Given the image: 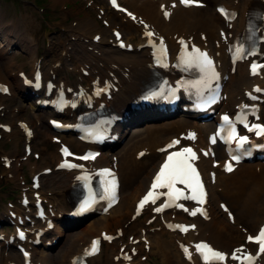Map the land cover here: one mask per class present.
<instances>
[{
    "label": "bare ground",
    "instance_id": "obj_1",
    "mask_svg": "<svg viewBox=\"0 0 264 264\" xmlns=\"http://www.w3.org/2000/svg\"><path fill=\"white\" fill-rule=\"evenodd\" d=\"M54 1L61 2L64 0ZM85 1L86 3H90V5L95 3L93 7L94 10L96 9L98 11V8H103L101 5L97 6L99 2H95L94 0ZM120 1L128 6L137 16H141V19L145 20L155 32L165 36L173 55L177 53L179 48L177 39L181 41L183 38L187 39L192 36L194 41L202 45L204 41L199 37V34L205 33L206 41L211 45L208 46L220 62L221 69L228 75V79L225 81L224 85L226 99L220 105L222 110L228 109L241 101L244 98V90L251 89L255 84L264 85V68L262 69V79L258 77H249L245 64L237 65L234 73H231L225 53L227 44L232 41L233 36L244 28L246 24L245 16L248 8L252 6L264 7L261 1L204 0V6L199 8L184 9L180 6L172 8L168 20L162 16L159 5L169 0ZM219 4H224L227 8L237 13L233 22H223L222 18L215 12L214 9ZM102 18L108 19L109 21L108 26L103 28L99 26V22L96 19L87 17L79 18V22H77V26L74 28V30L77 31L70 34L73 40L69 38L65 39L70 49L63 48L61 51H64L67 57L75 56L77 61H81V64L73 65L71 69L67 66V69L70 70L71 73H75L77 69L80 70V67H84L83 65L89 64L91 69L96 71V75L100 77H105L111 72L118 76L119 82L115 84L116 87L118 86V89L110 92L112 97L107 103L111 106V110L117 115L122 116L130 101H132L138 95V92H140L154 77L155 69L151 65L147 50L138 48L144 43V40L141 39V35L144 33L141 25L134 23L123 14L115 11L108 12L105 10ZM2 23L3 19H0V47L4 45L7 50L13 46H21L23 48L25 46V48L30 50L33 41L30 42L29 39H26V42H24L23 39L14 40L15 34L13 36L12 26H3ZM25 25L27 30L32 28L31 23H26ZM116 25H119L122 29L127 45L131 44V39L134 35H137L133 50H121L114 45L115 39L111 35V30ZM220 28L225 30V38L219 34ZM88 34L90 35V39L86 42V35ZM96 34H100L98 42H94L92 39ZM89 46H91V51L88 50ZM262 53L264 54V50H262ZM29 57L30 65H32L37 58L35 51L30 50ZM67 57H60L57 60L65 62L67 65ZM6 60L7 59L4 58V62H6ZM57 60L54 62H57ZM3 63L0 60V84L7 85L9 95L13 96L17 90L23 88L22 80L12 75L10 66H8L6 73V65L2 66ZM169 75L171 78L175 76L173 72H170ZM79 79H88V76L84 77L79 75ZM42 93L43 89L38 91V95L33 101L43 98L49 100L51 98L50 96L43 97ZM3 98L4 95H2L0 91V100ZM18 107L19 108L15 107L17 111L12 109L9 115L11 118V122L8 123L10 125L9 133L4 132L6 136L12 137L13 142H16V140L18 142V133L21 132L17 130L15 126V122L21 120V118H19L21 114V105ZM177 113L180 114L177 116ZM71 114L72 115H70L67 109L62 113L66 119L74 120L76 114ZM173 114H175L174 117L168 120H165L167 118L159 117L155 122H144L133 128H130V122L123 125V127L119 125L114 128L113 132L118 135V139L129 136L127 145L121 150L114 152L115 154L102 151L100 155L89 162V164L95 167L111 164L116 167L120 178V199L118 203L105 214H98L85 219L83 224L80 223L74 237H70L71 235L69 236L66 228L62 224V219H56L55 232H44L41 237L42 242L34 247L33 260L35 264H73L75 259L82 253L85 246L93 237L99 238L101 233L109 230L111 225H115V228L122 227L123 224H120V222L126 214L129 216L128 220H130L129 225H126V230H129V235H133V240L139 238L149 245L148 250H143L142 245L144 243L142 242L136 243L135 247L138 248L139 251H144L143 254L146 255V257L157 254L161 264H189L188 261L185 260L179 242L190 245L193 251V244L196 240L207 239L218 248L231 250L232 247L242 243L241 240L245 237V234L241 231L242 229L246 228L248 233L258 228L264 217V161L262 159H254L242 162L238 164L232 172L224 173L220 160L219 145H216V151L218 152L216 159L211 157H199V162L206 177L209 171L213 170L216 173L215 182H209V220L204 221L198 217L194 218L193 220L196 222L195 229L188 231L185 235H181L177 231L168 230L159 216H155L151 223L147 220H131L130 214L132 213L134 202L146 187L151 173L162 157V154L156 149L165 144L171 137H179L181 134H185L191 130L196 131V139L195 141L187 139L186 143H193L198 148L206 146L207 135L213 129L215 121H217V117H214L213 114L208 115L206 118H202L196 114L183 113L179 106L175 108ZM167 115L169 114L167 113ZM260 115L264 118V102L260 105ZM35 119L39 120L37 116ZM135 119L139 118L135 116L134 120ZM48 127L50 131L53 130L49 125ZM21 136L22 138L20 137V140L24 143L25 136L23 133H21ZM46 136L48 139L52 138L50 134ZM61 137V141H67L75 151L76 149L80 151L84 148L92 147L82 144L72 136L71 133L64 132ZM129 141H131V143H129ZM141 151L143 153L139 155ZM15 153L16 150L9 154L10 165L8 169L9 172L13 173V177H11L12 180L18 179L20 175V168L18 167L19 160L14 157ZM22 155H25L24 152ZM115 156L116 160H113ZM50 158L53 165H55L60 158L57 150L51 153ZM214 159L220 160V162L217 161L216 166L212 164ZM25 160L30 166L31 175L36 172L35 168L42 165V163L44 164L38 170L50 166L45 156L42 155L38 157L37 162L41 161L39 163L31 161L29 157ZM52 173L53 176H43L42 180L51 179L54 184V189L59 191L61 199L63 200L61 206L56 205L57 209L55 210V214H59L71 207L74 196L70 195V191L73 190L76 185L73 182V173L68 171H53ZM40 190L42 191V187ZM221 198L225 199L229 204V208L234 211L233 223L229 222L225 213L217 206L219 202L223 201ZM215 206H217V208H215ZM175 216L181 220L186 219V216L183 214L175 213ZM1 217L7 221L13 219L8 214L2 215ZM164 218L167 221L172 219L171 215H165ZM121 229L125 231V228ZM58 232H61L60 238L69 237L68 240H70L68 245L64 248L63 254L61 256H55L56 258L54 259L50 255L51 252L47 251L45 242L51 240L54 235L59 234ZM131 244L132 240L123 241L122 237H119L111 243H106L104 246L102 245L99 253L92 257H88L87 261L89 264H119L120 259L116 260V258H119L121 246ZM9 258L10 256L7 254L6 262ZM140 264H146V261H142ZM261 264H264V257L261 259Z\"/></svg>",
    "mask_w": 264,
    "mask_h": 264
},
{
    "label": "rangeland",
    "instance_id": "obj_2",
    "mask_svg": "<svg viewBox=\"0 0 264 264\" xmlns=\"http://www.w3.org/2000/svg\"><path fill=\"white\" fill-rule=\"evenodd\" d=\"M94 1L99 2L97 6L104 3L103 0ZM94 6L95 3L90 5L86 3L85 0H64L61 2H55L54 0H0V19H3V26H12L13 36L15 34L14 40L23 39V41L26 42V39H29L30 42L33 41V45L30 47V50L35 51L37 56H42L45 63L49 64L54 59L60 58L61 55L64 56V51H61L63 48L69 49L65 39L69 38L73 40V37H70V34L74 31H77L74 30V28L77 26L79 18L87 17L96 19L98 20L99 26L101 28L106 27L102 25L101 19L97 17L98 11L96 9L94 10ZM26 23L32 24V28H30V30L25 28ZM86 36V42H88L90 35L88 34ZM30 50L25 48V46L24 48L21 46H13L12 48H8L6 50L4 45H2V47H0V60L3 63L4 58L7 59L6 62L2 64V66L6 65V73L8 66H10V69L12 70V75L15 76H17V72L20 70L29 71ZM68 57L66 59L68 66H72L74 64L76 65L81 62L77 61L75 56ZM59 76L63 79L67 78L69 80H74V78H76V74L70 73V71L67 70L66 64L64 63L62 64L61 69H59ZM20 105L21 114L19 118L27 121L34 129L35 137L31 142L33 151L45 156L46 161L50 163V166H52L53 163L51 162L50 155L56 150V144L52 143L46 135L56 134L62 136V134L50 131L48 127V119L54 116L56 117V115H54L50 109L38 107L39 105L36 104L35 100L33 101V96L30 94V91L26 92L24 88H20L16 91L15 95H7L4 96L2 100H0V123H10L11 118L9 115L12 109L17 111V108H19L18 106ZM178 114L180 113H177L176 115L178 116ZM36 116L39 118V120L35 119ZM62 117V115L59 116V118ZM152 119H145L141 122H138L139 124L137 122L129 123V125L130 128H133L144 122H155L152 121ZM165 120H168V118ZM121 126L123 127V125ZM0 135V230L9 231L13 230V224L7 220H4L1 216L6 215L9 208L14 210L16 213L20 211L18 200L21 198L22 191L25 190V192H27L31 172L30 166L22 157L24 144L20 140V137L22 138L21 133H18V142L17 140L16 142H13L12 137L6 136L4 132L1 131V129ZM127 139H129V136L124 137L123 139L117 138L115 142L109 143L106 146V149L112 153L119 151L127 145ZM129 143H131V141H129ZM14 150H16L14 157L19 160L18 167L20 168V175L18 179L12 180L11 177H13V173L9 172V169L3 166L2 156L9 155L10 152H13ZM28 157L33 162H41H37L38 159H34L32 154H30ZM43 164L44 163H42V165ZM42 165L36 167L35 171H39L38 169ZM48 175L53 176V173ZM42 181V191L49 198V201H51L54 206H61L63 200L61 199L59 191L54 189L53 181L51 179H43ZM221 200L227 202L225 199L221 198ZM215 208H217V206H215ZM66 212L67 210L64 211V213ZM127 218L128 215H124L121 222L127 220ZM140 220L144 219L141 218ZM80 223L83 224L84 222L70 220H65L62 222L69 236L71 235L70 237H74ZM113 227L114 225H111L110 230H112ZM54 230L55 228L50 232L53 233ZM58 233L59 234L54 235L51 240L45 243L47 251L51 252L50 255L54 259L56 258L55 256H61L63 254L64 248L68 245L70 240H68L69 237L60 238L61 232ZM125 237L127 236H124V238ZM54 240L55 242H53ZM5 257L6 251L3 250V261H5ZM145 261L146 264H161L160 258L157 254L147 257Z\"/></svg>",
    "mask_w": 264,
    "mask_h": 264
},
{
    "label": "snow or ice",
    "instance_id": "obj_3",
    "mask_svg": "<svg viewBox=\"0 0 264 264\" xmlns=\"http://www.w3.org/2000/svg\"><path fill=\"white\" fill-rule=\"evenodd\" d=\"M112 3L114 6H116V0H112ZM181 4H184L185 6H203L199 3V0H180ZM175 7V5H173ZM123 11V9H121ZM222 14L226 13L223 9H220ZM165 17H168L170 15L169 12L165 11ZM131 15V13H129ZM135 18V17H133ZM146 35L151 38L153 33L148 32ZM119 37V34H117ZM161 43H163L161 41ZM183 43V41H181ZM124 46L123 44L121 45ZM243 48H237V54L243 53ZM183 61L185 64L192 66L196 65L201 69V71H211L213 76H215V72L213 69V62L208 57V54L206 52H201L199 49L193 48L192 53L186 54L185 57H183ZM257 65H252V72L253 74H257ZM6 91V89H0ZM257 91H260L257 89ZM223 120L225 123H229V117L224 116ZM245 127L248 128L249 131H255L257 136H264V126L260 125H253L249 127L247 124H245ZM189 138L195 139V134H189ZM229 139L238 140L239 146H243L244 144L248 143V137L238 135L235 128L233 127L231 129V132L229 133ZM216 142V138H212V143ZM179 144L178 140H174L171 144L168 145V148H172L175 145ZM161 151H166V149H161ZM208 153H205L207 155ZM64 155L68 156L70 153L67 149H64ZM94 156H83L78 157V159L82 160H89L94 159ZM198 159L196 152H194L191 148L185 147L179 151L173 152L169 154L162 164V166L159 169V172L154 178V181L152 182V190L148 192V194L141 200L139 208H143L144 205L148 202L155 203L157 199L160 198L161 195L167 197L166 203L162 207H159L156 209L157 212H161L164 210V208L168 207H177V208H183L184 211H189L188 208H185L183 205L176 203V201L179 200H191L196 202L198 205H203L206 202V192L204 190V185L201 181L200 174L197 170V168L194 166V162ZM234 159H237L234 157ZM62 167L65 165H61ZM68 167H77V165H67ZM226 171L231 172L232 166L231 164L226 165L225 167ZM103 179L101 181L103 185V192L105 195L111 200L115 201L116 199V189H117V181L115 178V175L108 169L102 170L100 173ZM110 178V179H109ZM177 185H183V189L177 187ZM157 189H167L164 193H157ZM186 191L190 193V195H186ZM223 207V205H222ZM139 211V209H138ZM225 211L227 209L225 208ZM197 213L203 215L205 218H207V213L204 212L203 208H196L193 211H190L189 214L192 216L197 215ZM231 215V214H229ZM180 231L187 232L189 229L183 225H177L176 226ZM194 227V226H193ZM21 238H23V233H20ZM105 239H111V237H105ZM249 242H254L259 247L258 254H264V228H262L259 232V234L256 237L249 236L248 237ZM99 241H94L92 245L93 251L96 250L97 244ZM196 251L201 255L203 260L205 261V264H211V262H223L226 260L227 256L226 254L214 250L211 246H209L206 243H200L195 245ZM184 251L186 254L189 255L190 253L187 248H184ZM242 249H237L232 255L231 259L233 260H240L241 264H254V261L256 259L255 256L252 254L247 255H237V253H242ZM27 256V253H25Z\"/></svg>",
    "mask_w": 264,
    "mask_h": 264
}]
</instances>
